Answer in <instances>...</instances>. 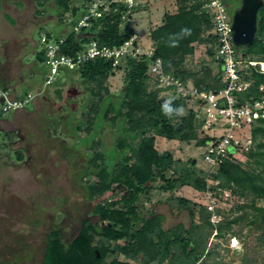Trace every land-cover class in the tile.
<instances>
[{
  "label": "trees",
  "instance_id": "1",
  "mask_svg": "<svg viewBox=\"0 0 264 264\" xmlns=\"http://www.w3.org/2000/svg\"><path fill=\"white\" fill-rule=\"evenodd\" d=\"M91 1L82 0L80 6L75 7L71 0H58V5L70 12L73 17L70 23L74 25L87 13ZM175 1L176 11L164 13L160 24L149 31L153 49L151 59L125 58L113 66L111 60L97 58L81 62L72 70H58L52 83L61 70L76 73L88 84L87 90L92 96L84 121L75 126L77 132L85 124V136L94 135L84 144L90 158L88 176L93 178L86 182L87 197L93 200L102 196L113 185L123 187L124 193L118 200L105 199L94 205L92 212L100 221H105V225L98 227L85 220L68 243L61 240L57 230L52 231L41 264H126L118 258L120 255L142 264H163L165 260L166 264H215L212 260L215 247L208 246L212 233L215 232L216 238L225 235L240 238L243 229L248 236H253L251 246L244 244L243 264H264V121L251 125V146L246 151L239 150L243 160L229 154L209 174L210 166L206 163L203 162L206 168H196L193 158L184 161L167 151L159 152L155 147V138L159 136L185 144L193 142L196 147L204 148L208 136H199L202 115L186 107L187 98L172 93L169 97H175L173 107L182 106L185 115L171 119L163 115L161 106L168 98L160 96L162 89L151 83L147 74L153 59H160L165 73L184 83L190 81L197 90L218 91L223 87L220 63L214 58L211 16L203 1ZM224 3L229 7L233 2L224 0ZM133 11L135 7L111 4L100 17H91L89 26L80 28V34L71 30L63 37L59 53L74 57L90 41L107 46L121 45L133 34L129 24ZM121 22L124 24L120 27ZM183 28L190 29V35L181 38L177 47H170L169 36L179 34ZM197 45L207 46L205 53L210 62H202L203 65L195 70L186 65V61L193 56ZM236 52L245 66L240 71L242 80L250 83L247 92L239 93V102L243 104L264 96V92L258 90L264 86V73L250 64L264 62V0L257 14L254 41L244 48L241 56L238 49ZM39 61L44 63V51ZM120 70L123 71L122 87L117 93L110 92L108 78ZM103 121L117 129L112 146L118 156L111 162L107 160V150L103 152L100 139L96 138ZM207 179L217 181L215 186H209L210 190H225L244 199V203L233 206V211L221 212L223 218L217 224L210 222L211 212L204 205L182 197L176 200V205L179 210H186L190 220L188 227L180 222L164 229L161 214L145 216L140 211L138 203L143 197L150 200L149 184L156 180L159 191L172 192L183 186L204 191L208 188ZM235 225L239 227L233 228ZM96 238L100 240L95 245ZM119 240L124 242L117 244Z\"/></svg>",
  "mask_w": 264,
  "mask_h": 264
},
{
  "label": "rangeland",
  "instance_id": "2",
  "mask_svg": "<svg viewBox=\"0 0 264 264\" xmlns=\"http://www.w3.org/2000/svg\"><path fill=\"white\" fill-rule=\"evenodd\" d=\"M24 2L25 7L22 16L18 17V23L23 20V25L19 27V31L28 32L34 39L39 40L41 34L51 28L48 24H40L35 27V23H32L30 19L26 20L27 17H31L33 7L28 0ZM133 2L132 7H135V11L131 12L129 17L130 27L133 33L138 35L139 42L144 46H149L151 44L148 36L149 31L160 24L164 13L176 11V1L133 0ZM232 2L227 7L229 17H231L233 10L239 6L240 0H232ZM71 4L79 7L77 5L78 0H71ZM68 18L70 22L73 19L70 13ZM123 19L125 20V15ZM70 22L69 26L61 22L53 25L54 33L61 27L65 33L74 30V25ZM124 22H121L120 27ZM11 24H15L14 20ZM75 32L80 34L81 29L78 28ZM18 33L16 34L18 35ZM40 45L41 50H43L41 43ZM206 48V45H197L193 56L187 59L186 65H191L195 70H198L203 64L210 62L205 53ZM244 48L238 49L240 56ZM41 69V66L34 69L32 81H39ZM244 69L245 66H242V70ZM60 74L63 78L61 79L63 89H54L46 96L44 93L42 96L40 95L41 98L38 97V94H34L32 104L29 106L31 108L21 110L17 117L10 120L0 119V141L9 139L11 142L8 148L3 142H0V264H41L47 232L56 229L61 240L67 243L80 230L83 220L88 219L92 223L98 221L96 214L92 212L95 200L89 199L86 193V182L93 181V178L87 177L90 167L87 165L88 148L84 144L93 139L94 135L85 136V124L79 131H75V126L82 120L84 121L86 117L92 96L88 93V84L76 76V73L61 72ZM122 82L123 71H116L114 76L108 78L110 92H119ZM186 83L192 85L190 81ZM28 84L32 86L31 82ZM0 89L3 88L0 87ZM31 92L33 93V90ZM171 94L162 89L160 96L169 98ZM186 103L187 108L202 115L200 105L194 99L186 100ZM116 131L115 126L112 127L109 122L103 121L96 137L100 139L103 152L107 150V160L110 162L117 159L118 156V151L112 146ZM15 132L23 138V142L14 143ZM206 133L209 131H203L201 128L199 136ZM18 145L25 147L32 154V167L30 165L19 168L9 167L10 161L14 162L15 160L14 154L10 152H13ZM155 147L159 152L167 151L174 158H180L184 161L193 158L196 168L204 169L207 167L202 161L204 148L196 147L193 142L185 144L177 140H167L156 136ZM235 157L239 160L244 159L239 152ZM210 168L208 172L213 170ZM215 185V181L207 179L208 188L204 191H196L191 187L183 186L172 192H162L159 191V182L156 180L150 186V200L148 201L146 197H143L138 206L145 216L153 213L161 214L163 216L161 225L164 229L171 228L180 222L188 227L190 220L187 212L184 209H178L176 200L182 197L201 205H207L211 203L207 195V192L210 191L216 197V209L219 213H215L220 218H216L217 221L215 222L219 223L223 218L221 212L233 211V206L244 203V199L230 193L228 196H224L222 193L219 196V189H217L218 191L209 189V186ZM109 194L106 192L102 198L118 200L121 195L119 191H116L112 197ZM105 224V221L100 223V225ZM238 227L235 225L233 228L237 229ZM245 230L243 229L239 233L240 238H235L236 244L234 246L230 236L225 235L223 238H216L214 237L215 232L212 233L208 246L211 244L210 246L215 247L216 254L212 258L216 261L215 264H243L241 254L244 250V244L251 246L253 243L251 238L253 236H248ZM98 239L96 238L95 245L99 242L100 239ZM123 242V240H119L117 244ZM105 244L108 245L107 242ZM112 244L109 243V245ZM7 252L10 255L6 254ZM20 252L22 254L18 255L17 253ZM118 258L130 264H139L135 261L130 262L122 255Z\"/></svg>",
  "mask_w": 264,
  "mask_h": 264
},
{
  "label": "built area",
  "instance_id": "3",
  "mask_svg": "<svg viewBox=\"0 0 264 264\" xmlns=\"http://www.w3.org/2000/svg\"><path fill=\"white\" fill-rule=\"evenodd\" d=\"M202 1L205 10L211 16V33L215 39L214 58L220 63L223 87L218 91L197 90L193 84L188 85L165 73L158 58L149 63L147 74L157 88L165 89L176 96L194 99L200 105L203 119L201 128L203 131H209L206 133L208 140L204 146L202 161L209 165L210 169H214L216 164L227 158L229 154L235 156L239 150H247L251 146V125L264 121V96L240 104L239 93L247 92L250 83L243 81L240 74L243 62L236 57L237 49L231 38V17L227 13V6L224 0ZM116 3L130 8L134 2L133 0H92L87 13L74 24V30L89 26L91 17H100L111 4ZM63 41V38L53 39L45 34L40 36L45 56L44 64L48 69L41 92L52 84L60 69L72 70L81 62L97 58L111 60V64L116 66L125 58L151 59L153 54L151 44L142 45L135 33L119 46H107L90 41L74 57L59 53ZM250 64L256 67L258 72L264 73V67L260 66V62H250ZM258 90L264 92V86H260ZM32 98L33 95L30 94L23 99H12L7 90L0 89V117L8 111L25 108L31 103ZM209 171L208 173H211L213 170ZM221 193L224 196L229 195V192L223 191L219 196ZM207 195L211 203L204 206L211 212L210 222L214 224L217 223L216 218H220L215 213L216 197L210 191Z\"/></svg>",
  "mask_w": 264,
  "mask_h": 264
},
{
  "label": "crops",
  "instance_id": "4",
  "mask_svg": "<svg viewBox=\"0 0 264 264\" xmlns=\"http://www.w3.org/2000/svg\"><path fill=\"white\" fill-rule=\"evenodd\" d=\"M24 1L25 0H0V87L3 88V90H7L12 99H23L25 95L39 93L48 72L46 65L39 61L43 52V50H41L40 37L39 40H36L33 36H30L28 32L19 31V27L23 25V20H21V23H18V17L20 18V16H22L21 14L25 7ZM81 2L82 0H78L77 5L80 6ZM33 3V13L31 17H27L26 20L30 19L32 23H35V27H38L40 24H48L51 29L45 31L43 34L53 39L63 38L69 33H65L62 27L59 28L58 31H55V33L52 29L53 25L59 22L66 23L68 26L70 22L68 18L70 12L63 11L62 6L58 5V0H34ZM79 15L80 13L78 16ZM13 20L15 26L11 24ZM16 33H18V35ZM39 66L42 67L40 79L39 81H32V72ZM61 72L63 73L64 71L61 70L54 83L49 85L43 93L38 94L39 98H41L44 93L46 96L54 89H63ZM29 82L32 83V86L28 84ZM32 90L33 93L31 92ZM31 104L32 102L24 109L18 111H8L3 114L0 119L10 120L13 117H17L18 112L31 108L29 107Z\"/></svg>",
  "mask_w": 264,
  "mask_h": 264
},
{
  "label": "water",
  "instance_id": "5",
  "mask_svg": "<svg viewBox=\"0 0 264 264\" xmlns=\"http://www.w3.org/2000/svg\"><path fill=\"white\" fill-rule=\"evenodd\" d=\"M263 0H240L231 15V38L236 49L252 44L257 30V14Z\"/></svg>",
  "mask_w": 264,
  "mask_h": 264
},
{
  "label": "flooded vegetation",
  "instance_id": "6",
  "mask_svg": "<svg viewBox=\"0 0 264 264\" xmlns=\"http://www.w3.org/2000/svg\"><path fill=\"white\" fill-rule=\"evenodd\" d=\"M30 3H31V7H32V1H34V0H28ZM36 1V0H35ZM38 1V0H37ZM4 133H6V132H4ZM15 137H16V139L14 140L15 142V144L17 143V142H19V143H21V142H23V138L21 137V136H19V134L17 133V132H15ZM9 139H6V140H1L0 142H3L4 144H5V147L6 148H8L10 145H9V143L11 144V142H10V140L8 141ZM20 140V141H19ZM8 152H10V151H8ZM10 153H13L14 154V156H15V160H14V162H12V161H10V159H8L9 161H10V164H8L9 165V167H13V168H19V167H22V166H24V165H30L31 167H32V154L31 153H29L26 149H25V147H22V146H17L16 148H15V150L13 151V152H10ZM8 154V153H7ZM5 157H7V156H5ZM8 158H10V156H8ZM89 160H90V158H88V160H87V165H88V167H90V163H89ZM87 177H91V176H87ZM86 177V178H87ZM153 184V182L152 183H150L149 185L151 186ZM149 186V187H150ZM150 190V189H149ZM116 191H119L121 194H123L124 192H123V187H120V186H116V185H113L110 189H109V191H107V192H109L110 194H109V196H111V195H114L115 194V192ZM106 193V192H105ZM104 193V194H105ZM103 194V195H104ZM102 195V196H103ZM102 196H99V197H96L94 200H95V204H97V203H99L100 201H102V200H105L104 198L105 197H103L102 198ZM120 198V197H119ZM118 198V199H119ZM94 204V205H95ZM159 214V213H158ZM97 216V219H98V221L96 222V223H92L90 220H88V219H85V220H88L92 225H97L98 227L99 226H103V225H100V223H101V221L99 220V216L98 215H96ZM85 220H83L82 221V224H81V227H82V225H83V222L85 221ZM54 230H56V229H52V230H50L49 232H47V234L45 235V239H46V241H47V238H48V236H49V234L52 232V231H54ZM58 232V231H57ZM59 234V233H58ZM6 254H9L8 252L6 253ZM18 255H21L22 254V252H20V253H17ZM10 255V254H9ZM97 258L99 257V255L97 254V256H96ZM130 262H134V261H132V260H129ZM135 262H138V261H135ZM168 261L167 260H165V264L167 263ZM126 264H130V263H126ZM139 264H142L141 262H139ZM150 264H157V263H150Z\"/></svg>",
  "mask_w": 264,
  "mask_h": 264
},
{
  "label": "clouds",
  "instance_id": "7",
  "mask_svg": "<svg viewBox=\"0 0 264 264\" xmlns=\"http://www.w3.org/2000/svg\"><path fill=\"white\" fill-rule=\"evenodd\" d=\"M191 30L187 28L181 29L179 34H171L169 36V46L170 47H177L179 44V40L183 38L184 36L190 35ZM175 97H169L164 101V103L161 106V111L163 115L169 119H171L173 116H183L185 115V111L183 107H173V100Z\"/></svg>",
  "mask_w": 264,
  "mask_h": 264
},
{
  "label": "bare ground",
  "instance_id": "8",
  "mask_svg": "<svg viewBox=\"0 0 264 264\" xmlns=\"http://www.w3.org/2000/svg\"><path fill=\"white\" fill-rule=\"evenodd\" d=\"M260 66L261 67H264V62H260ZM236 244V239L235 238H232V245L234 246Z\"/></svg>",
  "mask_w": 264,
  "mask_h": 264
}]
</instances>
